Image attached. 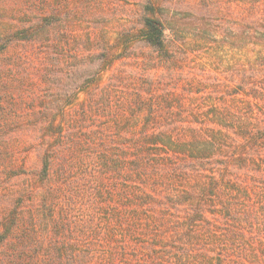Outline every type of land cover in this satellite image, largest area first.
Returning <instances> with one entry per match:
<instances>
[{
  "label": "rangeland",
  "instance_id": "1",
  "mask_svg": "<svg viewBox=\"0 0 264 264\" xmlns=\"http://www.w3.org/2000/svg\"><path fill=\"white\" fill-rule=\"evenodd\" d=\"M147 15L158 17L170 36L168 60L137 37ZM17 29L26 30L27 37L1 48ZM129 92L150 98L154 106L145 141L148 136L161 144L191 141V154H203L204 165L213 170L217 162L239 160L224 170L232 176L229 220L218 207L186 199L184 189L200 190L198 182L210 177V169L192 176L191 185L184 181L187 175L174 172L152 179L151 186L162 192L181 193L164 194L150 203L153 209L138 213L129 262L264 264V0H5L0 11V230L13 208L17 229L0 245V264H30L29 255H36L38 264H48L50 257L56 264L57 252L60 264H106L109 254L117 264L128 263L120 257L125 253L120 225L111 218L116 205L104 201L89 226L84 223L89 198L79 188L71 198L65 196L73 181L87 187L82 183L91 173L89 158L103 149L111 154L108 144L124 140L116 132L126 125L118 100ZM141 124L131 121L128 127L137 133ZM53 143L76 162L61 203L70 216L56 213L58 226L43 219L29 238L25 232L39 212L43 189L37 173ZM247 152L254 159L246 155L243 164ZM169 153V161L189 157L188 149ZM184 164L193 166L189 160ZM105 196L106 190L98 197ZM185 233L192 234L190 239ZM221 238L233 243L226 247ZM6 254L15 259L7 260Z\"/></svg>",
  "mask_w": 264,
  "mask_h": 264
},
{
  "label": "trees",
  "instance_id": "2",
  "mask_svg": "<svg viewBox=\"0 0 264 264\" xmlns=\"http://www.w3.org/2000/svg\"><path fill=\"white\" fill-rule=\"evenodd\" d=\"M4 1L5 0H0V11H2ZM150 9L153 11V8ZM137 35L139 40L154 49L157 54L165 58V60H168L167 58L169 55L171 56L167 47L170 36L166 33L165 26L158 17L150 15L143 16L142 27ZM26 37V30L17 29L6 35V38L1 44V48H4L12 39H24ZM159 100L160 99L157 101ZM118 101L122 106L118 115H121L123 120L122 123L125 122L126 125L122 126L123 130L118 126L116 132L118 135L120 134L123 136L124 140L122 139L118 143L108 144L107 148L111 150V154H106V150L103 149L100 156L89 158L88 166L91 173H89L87 184L82 183V185H86L87 187L83 188L80 184L76 185V182L73 181L72 183L75 186H68V193H66L65 199L71 198L72 194L76 192V188L81 189L85 197L87 199L89 198L84 213V216L87 218L84 223L89 226H94V223L97 221L96 216L98 214V209L105 204L104 201H112L116 205V210L112 212L111 218L116 220V222H113V225H120L121 232L119 237L122 242L121 245L123 244L122 248L125 251V253L123 252L120 254V257L123 263L128 262L127 264H134L135 261L132 259L129 262L127 256H133L135 253V251H133L135 241L131 236L136 233L137 226L141 220V215L138 213L153 209L150 203L161 201L164 194L178 197L181 193L179 191L162 192L158 187L151 186L152 179L157 175L162 176L168 172H174L187 175L184 181L186 184L191 185V181L193 180L192 176H201L203 171L210 169V177L207 178L205 175L204 180H199L198 182L200 190H190V188H187L188 190L184 189L185 194H187L186 199H194L196 202H203L207 206L218 207L217 209L220 216L224 220H229V218L232 217L230 213L231 206L229 205L231 191H233L231 186L232 176L224 172V170H227L229 165L238 163L239 160L237 158L225 161L220 160L221 164L217 162V169L213 170L208 164L207 166L204 165L205 159L200 156L203 154H191L190 149L195 147L191 141H175L161 144L156 141L153 142L152 136H148L147 142L143 138L147 135V124L154 113V106L150 104V98H145L139 92H129L121 94ZM157 107L165 108L163 104H159ZM119 120L120 119H118L117 122H119ZM137 120L142 121V124L139 131L135 133L131 131V127H128V123ZM161 135H164L163 130H161ZM135 137H139L140 139L138 140ZM65 146L68 149L70 147L69 144ZM63 147L64 146H61L59 143L50 144L47 153L42 158V164L37 173L39 180L43 182V189L38 194L40 208L38 209V214L29 222L31 228L27 229L25 232L29 238L34 233L36 224H40L43 219L47 222H53L56 213L58 217L61 216L63 219L70 216L69 207H67V211L65 210L64 212V205H61V203L64 200L62 196L65 194L64 192H66V183L72 180V169L75 168L74 163L76 162L74 160L75 158L69 159L63 156ZM186 149L189 151V157L177 158L175 156L174 158L170 157V161L168 160L169 158L167 155L170 154L169 151L172 150L175 154H178L186 153ZM246 155L254 159L252 152H247L244 158H242L243 164L246 162ZM186 160H189L193 164L191 168H185L184 163ZM222 162L224 163L222 164ZM206 163L211 164L212 162L206 160ZM54 172L55 175H57V179ZM104 174L110 175V177L107 178ZM105 190L108 192V196H105L103 200L99 197L100 193L102 194ZM15 209L16 208H13L8 213V221L3 224L0 230V245L4 240L16 232L17 212ZM147 218H149V216H147ZM53 225L58 226V223L53 222ZM59 225H64V222L59 223ZM144 225L149 224L146 222ZM183 235L190 239L192 234L185 233ZM226 236L227 234H225V237ZM219 240V242H223L226 247L233 243V239L231 238H221ZM169 248H172L174 251H190L186 245L181 248H175L169 245ZM160 252L159 250L157 254ZM57 253L58 255L53 256L54 263L60 264V252ZM5 257L7 260L11 261L15 259L14 256H9L8 254H6ZM27 257L33 264H38V257L36 255H29ZM18 258L23 260L22 255H19ZM48 260H50L48 264L53 263L52 257L48 258ZM116 260L117 258L115 259L109 254L106 264H117ZM11 264L18 263L12 261Z\"/></svg>",
  "mask_w": 264,
  "mask_h": 264
}]
</instances>
